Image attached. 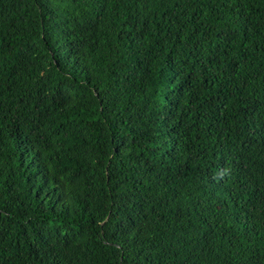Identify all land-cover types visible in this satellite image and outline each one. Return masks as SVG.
I'll use <instances>...</instances> for the list:
<instances>
[{
	"label": "trees",
	"instance_id": "16d2710c",
	"mask_svg": "<svg viewBox=\"0 0 264 264\" xmlns=\"http://www.w3.org/2000/svg\"><path fill=\"white\" fill-rule=\"evenodd\" d=\"M0 264H264V0H0Z\"/></svg>",
	"mask_w": 264,
	"mask_h": 264
}]
</instances>
